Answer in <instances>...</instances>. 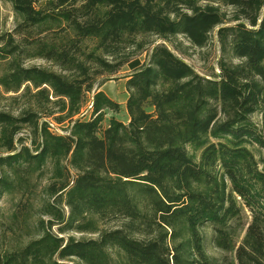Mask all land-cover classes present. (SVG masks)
Wrapping results in <instances>:
<instances>
[{"label":"trees","instance_id":"trees-1","mask_svg":"<svg viewBox=\"0 0 264 264\" xmlns=\"http://www.w3.org/2000/svg\"><path fill=\"white\" fill-rule=\"evenodd\" d=\"M10 1L59 72L14 65L0 80L33 100L17 116L0 112V198L50 168L47 220L0 264H264V159L254 155L264 152V0ZM215 31L229 61L211 79L168 46L202 49ZM123 67L128 123L103 127L120 105L96 84ZM204 229L223 258L207 254Z\"/></svg>","mask_w":264,"mask_h":264},{"label":"rangeland","instance_id":"rangeland-1","mask_svg":"<svg viewBox=\"0 0 264 264\" xmlns=\"http://www.w3.org/2000/svg\"><path fill=\"white\" fill-rule=\"evenodd\" d=\"M223 11L229 13L230 9L221 8ZM21 20L15 15L12 3L10 0H0V55L6 57L1 59L0 56V80L2 77L10 73L11 68L14 65H20L22 68H42L52 72H59V69L52 63L43 60L37 56V40L38 31L18 29ZM46 31L43 36L51 39L53 36L52 30L44 28ZM9 36L12 38L8 47L6 44L9 42ZM176 44L179 45L181 52L175 51L170 45V50L186 64H188L197 74L211 79L212 75L219 76L218 61L224 58L229 61V56L222 53L220 44L216 37V31L212 33L210 40L205 48L199 49L191 46L184 38H177ZM160 44V42H156ZM13 45V46H12ZM6 52L14 51L13 55H6L1 53V49H5ZM13 47V48H12ZM151 53V49H147L145 53L138 57L142 64L147 65L148 59ZM232 63H237V60H232ZM130 71L127 67H123L117 74L108 76L104 75L99 78L97 85H101L100 91H102L109 99L120 105V112L111 113L106 112L103 127H106L110 118L127 124L128 116L125 111V104L128 98L126 91V79ZM24 87L17 93H6L4 88L0 85V112L10 113L14 116L19 115L24 109L33 103L30 95H24ZM92 103V94L87 96L86 104L83 108L84 114L89 110ZM89 114H86L83 120L89 118ZM251 120L260 126L262 118L260 115H253ZM53 125V132L56 134H65L69 131L70 124L64 122L57 124L51 120ZM256 149V148H255ZM253 150V149H252ZM254 151V150H253ZM256 160L264 159V152H254ZM50 168L43 175H37L32 178L31 182L24 188H17L15 193L10 195H3L0 198V254L3 250L14 246H20L28 243L33 239H37L38 233V220L47 218H41L40 209L43 201L48 199L43 194V189L49 183ZM51 202V201H49ZM32 206V207H31ZM23 208H25L23 213ZM2 214V215H1ZM99 228L103 229H115L118 227L116 223H109L103 225L98 223ZM56 231L55 228L53 230ZM204 236L205 249L209 256L215 259H221L224 255L217 251L211 243L212 233L210 229H204L202 231ZM70 236L76 240H89L96 239L97 235L70 233ZM76 264V262L71 263Z\"/></svg>","mask_w":264,"mask_h":264}]
</instances>
